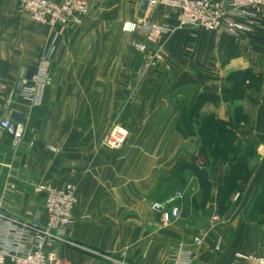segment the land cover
<instances>
[{
  "label": "crops",
  "instance_id": "0c3cea01",
  "mask_svg": "<svg viewBox=\"0 0 264 264\" xmlns=\"http://www.w3.org/2000/svg\"><path fill=\"white\" fill-rule=\"evenodd\" d=\"M85 1L90 10L80 25L53 31L34 23L22 0H0V125L10 119L16 126L13 112L24 117L16 151L14 131L0 128V246L13 245L18 222H46L36 185L64 188L77 181L74 224L63 235L75 246H54L68 264H169L171 248L182 249L194 264H234L237 252L264 257V214L258 210L264 203V19H254L252 33L236 36L177 28L172 9L143 10L145 0ZM142 20L173 32L154 43L142 31H123L126 22ZM52 42L36 105L18 85L32 77ZM240 72L251 80L236 91L229 81ZM254 79L257 86L248 87ZM176 85L219 96L217 105L200 106L199 122L213 117L255 148L245 182L231 185V165L205 163L201 140L179 131L183 110L168 103ZM116 124L129 139L110 152L101 145ZM196 164L205 167L206 198ZM177 191H185L181 220L163 224L158 207ZM196 237L201 247L193 244Z\"/></svg>",
  "mask_w": 264,
  "mask_h": 264
},
{
  "label": "built area",
  "instance_id": "2783aa9c",
  "mask_svg": "<svg viewBox=\"0 0 264 264\" xmlns=\"http://www.w3.org/2000/svg\"><path fill=\"white\" fill-rule=\"evenodd\" d=\"M149 8L159 6L170 8L174 11L177 28H203L207 31H226L236 36L252 33L254 19H264V0H145ZM26 15L41 26L56 31L60 27L80 25L89 14V4L85 0H22ZM123 31L135 34L142 31L150 42L162 41L173 32L167 25L150 24L145 20L139 22H126ZM141 51H146L145 46L138 45ZM55 45L52 42L43 52L39 66L31 78L21 80V95L33 104H38L44 83L47 81V69L52 61ZM12 126L10 119L4 120L0 128L7 131ZM23 139V127L16 125L12 140L13 148H19ZM129 139V131L121 124L112 127L102 142V148L115 152L121 150ZM52 151H55L52 149ZM77 181L68 183L64 188H55L51 185L39 184L36 190L43 194L46 222L20 223L13 245L0 246V264H68L61 260L54 246L67 243L63 238L74 224V211L78 203ZM183 199L182 193L170 199L169 204H174ZM156 208V207H155ZM162 222L171 224L182 217L181 208L174 207L170 211L161 208ZM0 219L3 217L0 215ZM32 239V244L28 243ZM197 247L203 245L202 239H193ZM177 256L171 257L173 264H190L191 259L182 249L176 248ZM216 250H220L217 246ZM234 264H264V258L259 255L237 252Z\"/></svg>",
  "mask_w": 264,
  "mask_h": 264
},
{
  "label": "trees",
  "instance_id": "16d2710c",
  "mask_svg": "<svg viewBox=\"0 0 264 264\" xmlns=\"http://www.w3.org/2000/svg\"><path fill=\"white\" fill-rule=\"evenodd\" d=\"M248 80H251L250 74L248 72H240L234 74L229 82L233 83L231 86L232 89L241 91ZM218 100L219 96L217 94L203 93L197 95L195 106L197 105V108H200L203 103L217 105ZM196 122L197 121H184L183 117L178 124V129L183 134L181 125L186 124V126L189 127L187 131L189 133L191 130L190 128L193 126L192 124H195ZM198 127L201 129H199L200 133L198 134L202 143L200 152L201 159H203L205 163L210 159L229 163L232 168L233 182H231V185L236 182H245L248 177L251 176L248 158L250 155L255 157V148L248 141L239 139L233 130L228 129L225 125L216 123L214 119L205 124L203 123V125H198ZM183 136L186 138L185 134H183ZM197 165L198 164H196L195 167H197L198 176L201 179L203 198H206L209 183L205 176V167L202 165L198 168ZM258 210L261 214H264V203L259 205Z\"/></svg>",
  "mask_w": 264,
  "mask_h": 264
},
{
  "label": "rangeland",
  "instance_id": "374dc122",
  "mask_svg": "<svg viewBox=\"0 0 264 264\" xmlns=\"http://www.w3.org/2000/svg\"><path fill=\"white\" fill-rule=\"evenodd\" d=\"M171 80L173 81V79H171ZM252 81H253L252 84L250 86H248V87H256L257 86V80L254 79ZM174 89H176V91H177L176 93L177 94H175L174 96H171V98H169L168 103L170 104V106L173 107V108H176V109L183 110V114H182L183 116H182V118L184 117V121H187V122L188 121H197L195 124H192L193 126L190 128L191 130H190L189 133L187 132L188 129H189V127L186 126V124H182L181 126H182V132H183V134H185V136H186L187 139L188 138H191V137H197V138H199L198 134L200 133V130L201 129L199 128L200 126L198 127V125H201V124L203 125V123L205 124L208 121H213V117L207 118L206 120H204L205 122H202V123L199 122V121H203V120H201L200 117H199V108H197V105L195 106V99L197 98V95H198L197 89L195 87L190 86V85H186L185 87H182L181 85H176V86H174ZM178 94L179 95H182V97L180 99H177L176 98V95H178ZM196 108H197V110H196ZM209 126H211V125H209ZM16 150H17V148L16 149L13 148V151H16ZM256 160H257L256 155H255V157L254 156L252 157L250 155L249 158H248V163H249V166H250V172H251V174L253 172V167H254V164H255ZM36 188H37V185L33 188V190H35L36 193L38 194L39 192L36 190ZM179 193H182L183 199L180 200V201L175 202L174 204H169L170 199H172L173 197L177 196ZM184 193H185V191H177V192H175L174 195L164 205L161 206V208L163 207L164 211H170L174 207H177L178 206L179 208H181V211H182V206H183V202H184V199H185V194ZM239 198H240V194L236 195L235 196V201H237ZM38 201H39V204L43 205V201L44 200H43L42 195H40ZM162 213H161V221H162ZM9 219H13V218H9ZM13 220H15V219H13ZM20 222L21 223H27V224L30 223L29 221L26 222V220H22ZM174 223H176V222H174ZM174 223L166 224V225H172ZM193 244H194V242H193ZM217 246L220 247V250H218V251L216 250V247ZM221 247H222L221 242H218L217 245L215 246V250H216L215 252L218 253V254L220 252H222ZM175 249L176 248H171L172 257L173 256H177L176 254H178L177 253V250L175 251ZM254 255H257V254H254ZM187 256L191 259V263L190 264H194L193 263V258L190 257L189 255H187ZM171 261H172V259L170 260V263L169 264H173ZM109 264H114V263L111 261Z\"/></svg>",
  "mask_w": 264,
  "mask_h": 264
},
{
  "label": "water",
  "instance_id": "95a60500",
  "mask_svg": "<svg viewBox=\"0 0 264 264\" xmlns=\"http://www.w3.org/2000/svg\"><path fill=\"white\" fill-rule=\"evenodd\" d=\"M147 8H148V3H147V1H144L143 5H142V9L143 10H146ZM20 89H21V83H19V85H18V90H20ZM11 119H12L13 122L20 124V123L23 122L24 117H23L22 114H20L18 112H13ZM10 130L11 131H14V133H15L16 126L15 125H12L10 127ZM158 208L161 209V207H158Z\"/></svg>",
  "mask_w": 264,
  "mask_h": 264
}]
</instances>
